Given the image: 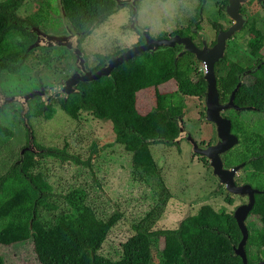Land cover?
Returning a JSON list of instances; mask_svg holds the SVG:
<instances>
[{
	"label": "trees",
	"instance_id": "16d2710c",
	"mask_svg": "<svg viewBox=\"0 0 264 264\" xmlns=\"http://www.w3.org/2000/svg\"><path fill=\"white\" fill-rule=\"evenodd\" d=\"M52 1L45 0L36 11L22 16L18 11L24 0H0V72L3 74L0 87L8 95L23 94L43 85L42 78L32 73V65L28 63L37 49L41 50L38 64L51 68L53 63L71 57L74 71L77 69L75 55L67 48L30 47L37 34L33 26L44 31L55 27L52 11H59L52 6ZM205 2L200 0L192 24L176 29L170 36H188L200 44L197 20ZM226 3L227 0H223V9ZM60 4L69 24L80 32L79 41L82 42L120 8L129 5L132 12L138 9L139 3L136 0L133 6L122 0H60ZM261 4L264 8V0ZM213 26L216 30L223 27L216 22ZM249 29L254 30V34L247 48L254 60L246 64L228 60L225 55L215 63L217 86L220 100L227 101L242 81L244 72L250 70L235 93L234 102L253 106L264 113V32L253 24ZM136 31L139 39L133 46L144 42L141 30ZM125 49L108 55L96 54L98 61L93 67H88L84 55L85 67L94 72ZM179 52L181 55L177 57ZM197 61L193 53L180 50L177 45L158 46L154 51H141L116 65L108 75L80 81L77 92L63 97L55 94L47 100L34 96L28 102L29 121L51 119L57 107L74 118L86 110L97 118L110 120L116 141L131 153L132 178L147 183L156 191V203L133 225L134 234L120 245V250H115L114 254L101 251L121 214L115 212L107 219L99 218L87 201V191L81 187L55 193L49 182L51 169L40 163V158L54 156L91 167V154L96 152L97 145L93 143L90 155L80 159L79 155L68 152L66 146L47 147L31 138L27 128V137L31 140L22 149L33 145L37 152L20 151L19 158L0 174V243L31 239L40 264H242L241 257L234 253L242 234L233 211L227 212L224 208L217 211L204 204L196 213L183 218L176 228H155L172 194L166 187L161 188L163 179L153 147L177 144L179 121L186 108L184 97H204L207 82L204 74L198 73ZM170 80L175 81L177 88L160 92L158 87ZM145 88L155 89L154 106L141 113L137 109V92ZM73 96L75 100L71 102ZM239 114L240 111L233 110L230 117L231 131L237 135L238 142L227 155L229 164L243 163V181L260 190L255 193V202L248 214L259 221L258 226H247L249 234L245 248L248 262L252 264L264 259V120L251 123ZM0 131L12 134L1 123ZM226 200L232 202L229 197ZM251 247L256 249L252 253ZM0 264H6L1 254Z\"/></svg>",
	"mask_w": 264,
	"mask_h": 264
},
{
	"label": "rangeland",
	"instance_id": "374dc122",
	"mask_svg": "<svg viewBox=\"0 0 264 264\" xmlns=\"http://www.w3.org/2000/svg\"><path fill=\"white\" fill-rule=\"evenodd\" d=\"M44 1L27 0L21 8L22 16L36 11ZM122 1L127 4L134 1L131 4L133 6L136 2ZM137 1L138 9H133L136 11L135 13L132 11L133 15L129 5L122 7L96 27L82 42L79 41V36L78 45L86 57L88 67L96 65L98 53L108 55L118 49L133 46L139 39L137 29L142 31L145 27L149 28L154 38L170 37L176 29L192 24L200 3V0ZM222 2L223 0H206L197 20L199 32L206 35L208 45L216 39L217 30L213 26L214 22L223 28L232 22L221 7ZM52 6L59 12L52 11L55 27L47 32L64 34L67 30L62 18L60 0H53ZM241 12L246 15L244 26L227 41L225 55L228 60H239L248 64L254 60L247 48V42L253 39L254 30L250 31L248 27L253 24L256 29L264 32V8L260 1L248 0L241 5ZM40 54L41 50H35L28 63L32 65V73H37L42 78L45 89L74 72L71 57L57 61L51 68H47L43 63L38 64L37 57ZM197 68L198 73L204 74V66L199 61ZM2 77L3 74L0 72V78ZM176 88L175 81L170 80L160 85L158 90L168 92ZM154 95V88H145L137 92L139 112L145 113L152 109ZM71 100L73 102L75 97H71ZM184 100L186 108L179 122H183L184 128L191 132L200 146L205 147L208 143L215 142L214 125L202 119L205 113L204 97L186 96ZM20 110L19 103H11L5 105L0 112V123L12 133L6 135L0 131V174L6 172L19 158L20 151L28 140ZM233 110H223L222 114L231 117ZM239 115L251 123L264 120V113L259 111L244 110ZM29 123L31 138L39 140L47 147L66 146L68 152L79 155L80 159H86L90 155L93 143L97 145L96 152L91 154V167L54 156L40 158V163L50 167L49 182L55 193L62 194L75 187H81L87 191V201L99 218L107 219L115 212L121 214L119 221L112 227L104 241L101 251L114 254L115 250H120V245L134 234L133 225L156 203L157 195L147 183L132 178L131 153L116 141L112 122L97 118L86 110L80 111L78 117L74 118L69 112L57 107L51 119H32ZM153 150L163 179L161 188L166 187L172 194L161 218L155 224L156 229L178 227L183 218L196 213L204 204L211 205L217 211L224 208L227 212H232L243 201L244 197L227 192L224 185H221L213 175L208 159L193 154L191 145L184 138L178 139L174 145H155ZM228 160L227 153L223 154L226 167L231 166ZM244 174V169L238 171L236 176L238 182L242 183ZM227 197L232 199L231 203L226 200ZM246 225L252 228L258 226L259 221L252 215L246 218ZM160 241L162 246V237ZM255 250L250 248L251 253ZM0 254L6 264H40L31 239L13 244L0 243ZM155 257L157 261L158 253Z\"/></svg>",
	"mask_w": 264,
	"mask_h": 264
},
{
	"label": "water",
	"instance_id": "95a60500",
	"mask_svg": "<svg viewBox=\"0 0 264 264\" xmlns=\"http://www.w3.org/2000/svg\"><path fill=\"white\" fill-rule=\"evenodd\" d=\"M27 0H24L23 4L19 8V14H21V8ZM118 1V0H117ZM248 0H227L224 7L226 15L232 20L231 25L226 29H219L216 42L213 46H209L206 41V35L202 34V46L198 47L188 36L174 35L170 37L154 38L149 31V28L142 29L141 33L144 37V42L141 45L131 46L123 50L120 54L110 57L106 63L98 70L92 72L89 71L84 64V54L81 47L78 45V38L81 35L79 31L75 30L68 22L61 6L62 18L67 32L64 34H54L47 32L33 26L32 30L36 31V39L31 43L30 47L39 46H60L67 48L75 55V65L77 69L68 76L63 77L61 80L52 84L48 89H45L41 85L37 89H32L23 94L6 95L0 90V110L8 104L19 103L20 104V116L28 131L31 130V126L27 117L29 110V100L34 96H40L42 99L47 100L53 97L55 94L68 95L73 92H77V85L80 81H92L99 78L102 75H108L111 69L123 61L137 56L141 51H154L158 46L172 47L174 45H182L183 51H189L194 54L195 59L204 65V79L207 82L206 91L204 95L205 113L202 117L203 121L209 122L215 127L216 141L208 144L205 147L199 145L195 137L191 132L184 128L183 122H179V134L178 139L184 138L191 145V151L193 154L201 155L208 159L209 165L212 168L213 175L217 178L218 182L224 185L227 192L244 197L246 200L244 203L238 205L233 216L241 231V239L234 249V253L241 257L242 264H250L248 262L246 243L248 239V227L246 225V218L251 211L255 202V193L260 192L255 187H252L249 183H240L237 181V173L242 169L243 164H237L233 167H226L223 161V154L227 153L237 142L238 137L231 131V119L222 114L223 110L234 109L236 111H242L244 109H255L253 106H239L234 102L235 93L243 83L240 81L236 87L232 90L229 99L226 102H222L219 96V90L217 86V77L215 73V63L224 58L226 54L227 41L233 37L237 32L241 31L244 26L246 16L241 12V5ZM261 1V0H258ZM134 3V1H132ZM135 13L136 11L133 10ZM181 55L178 53L177 57ZM25 150H31L37 152V147L29 145L21 149V153ZM252 264H264V259H261Z\"/></svg>",
	"mask_w": 264,
	"mask_h": 264
},
{
	"label": "flooded vegetation",
	"instance_id": "af4514ba",
	"mask_svg": "<svg viewBox=\"0 0 264 264\" xmlns=\"http://www.w3.org/2000/svg\"><path fill=\"white\" fill-rule=\"evenodd\" d=\"M131 3H132V2H131ZM260 3H263V0H261ZM245 16H246V15H245ZM231 23H232V22H231ZM231 23H230V25H231ZM222 28H223V27H222ZM226 28H227V27H226ZM226 28H223V29H226ZM217 34H218V30H217ZM216 38H217V35H216ZM200 40H201V41H200V44H197L198 41H197L196 43L194 42L195 45L198 46V47H201V46H202V34H201V33H200ZM192 41H193V40H192ZM206 41H207V39H206ZM215 42H216V39H215ZM215 42L212 41V42H211V45H209V46H213ZM207 44H208V43H207ZM177 46H180V50H183V46H182V45L177 44ZM263 61H264V60H263ZM249 72H250V70H246V71L244 72L242 82H245V79L247 78ZM72 73H73V72H72ZM222 102H226V101H222ZM237 105H238V104H237ZM239 106H240V105H239ZM244 107H245V106H244ZM246 107H248V106H246ZM244 110H251V109H247V108H246V109H244ZM244 110H242V111H244ZM252 110L257 111V110H255V109H252ZM240 112H241V111H240ZM259 112H260V111H259ZM227 117H229V116H227ZM229 118H230V117H229ZM30 140H31V139H28L27 142H29ZM27 142H26V143H27ZM211 143H213V142H210V143H208V144H211ZM239 164H241V163H239ZM242 164H243V163H242ZM224 165H225V164H224ZM236 165H237V164H236ZM233 166H234V164L231 165V166H229L228 168L233 167ZM242 169H244V167H242ZM244 171H245V170H244ZM242 183H246V182L242 181ZM221 185H222V184H221ZM242 199H243V201L241 202V204L244 203L245 200H246V199H244V198H242ZM239 205H240V204H239ZM237 206H238V205H237ZM237 206H236V207H237ZM236 207H235V208H236ZM234 210H235V209H234ZM233 212H234V211H233ZM250 216H252V215H250ZM247 217H249V215H248Z\"/></svg>",
	"mask_w": 264,
	"mask_h": 264
},
{
	"label": "clouds",
	"instance_id": "9594fccd",
	"mask_svg": "<svg viewBox=\"0 0 264 264\" xmlns=\"http://www.w3.org/2000/svg\"><path fill=\"white\" fill-rule=\"evenodd\" d=\"M129 43H131V41H128Z\"/></svg>",
	"mask_w": 264,
	"mask_h": 264
},
{
	"label": "built area",
	"instance_id": "2783aa9c",
	"mask_svg": "<svg viewBox=\"0 0 264 264\" xmlns=\"http://www.w3.org/2000/svg\"><path fill=\"white\" fill-rule=\"evenodd\" d=\"M204 66V65H203Z\"/></svg>",
	"mask_w": 264,
	"mask_h": 264
}]
</instances>
